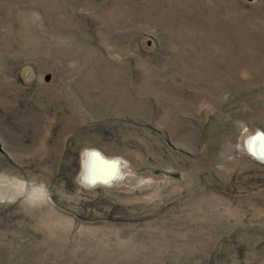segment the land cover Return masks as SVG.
Returning a JSON list of instances; mask_svg holds the SVG:
<instances>
[{
	"label": "rangeland",
	"instance_id": "374dc122",
	"mask_svg": "<svg viewBox=\"0 0 264 264\" xmlns=\"http://www.w3.org/2000/svg\"><path fill=\"white\" fill-rule=\"evenodd\" d=\"M258 129L264 0H0V264H264Z\"/></svg>",
	"mask_w": 264,
	"mask_h": 264
},
{
	"label": "bare ground",
	"instance_id": "6f19581e",
	"mask_svg": "<svg viewBox=\"0 0 264 264\" xmlns=\"http://www.w3.org/2000/svg\"><path fill=\"white\" fill-rule=\"evenodd\" d=\"M243 146L244 148L246 146V152L250 153L254 158L264 161V131L258 129L251 132L245 138ZM87 167L85 180L88 182H109L116 172L115 163L104 158L103 155L96 150L89 151Z\"/></svg>",
	"mask_w": 264,
	"mask_h": 264
},
{
	"label": "water",
	"instance_id": "95a60500",
	"mask_svg": "<svg viewBox=\"0 0 264 264\" xmlns=\"http://www.w3.org/2000/svg\"><path fill=\"white\" fill-rule=\"evenodd\" d=\"M89 183H90V184H95V183H97V182H92V181H91V182H89Z\"/></svg>",
	"mask_w": 264,
	"mask_h": 264
},
{
	"label": "snow or ice",
	"instance_id": "6c2138e0",
	"mask_svg": "<svg viewBox=\"0 0 264 264\" xmlns=\"http://www.w3.org/2000/svg\"><path fill=\"white\" fill-rule=\"evenodd\" d=\"M254 140H255V138H254Z\"/></svg>",
	"mask_w": 264,
	"mask_h": 264
}]
</instances>
